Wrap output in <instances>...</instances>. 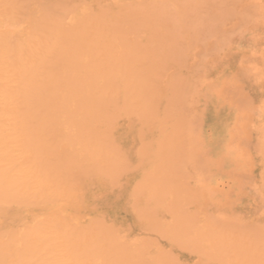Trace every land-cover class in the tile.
<instances>
[{
  "label": "bare ground",
  "instance_id": "bare-ground-1",
  "mask_svg": "<svg viewBox=\"0 0 264 264\" xmlns=\"http://www.w3.org/2000/svg\"><path fill=\"white\" fill-rule=\"evenodd\" d=\"M134 2L0 0V264H264V218L209 205L182 74L164 76L185 47L162 30L183 40L182 13L201 43L212 17ZM247 155L264 188V142Z\"/></svg>",
  "mask_w": 264,
  "mask_h": 264
},
{
  "label": "rangeland",
  "instance_id": "rangeland-1",
  "mask_svg": "<svg viewBox=\"0 0 264 264\" xmlns=\"http://www.w3.org/2000/svg\"><path fill=\"white\" fill-rule=\"evenodd\" d=\"M134 1L137 6L139 5L140 9H147L148 7H153L154 9L155 1L162 3L164 1L163 4L165 5L163 6L161 5L162 3H160V8L166 10L165 8L169 9L173 7V9L171 10H174L173 12L177 11L175 12L176 15L181 12L179 11L181 7L183 8L185 6V8H189V5L192 4V0H187L186 2L184 0ZM178 1H184V6ZM193 1V8L198 10V6L196 7V5H199V8H203L207 10H204V12L209 13V16L204 14L207 17L205 16L203 20L197 19V21L195 17L196 22L194 21L195 23H193L196 26L200 24V20H202L203 23L206 18L212 17L213 19L211 18V21H209L211 22L210 25L212 31L210 28L207 27L208 29H210L211 32L208 31V35L205 32L203 33V35L205 34L204 37L203 35L201 36V38L203 37V42L200 43L199 37V39H197L199 42L197 40V42H195V40L193 39L195 43L191 44L192 40L190 41V36L192 37V35H195V32L190 35L189 33L193 30L189 31L190 29H186V27L183 26L184 22L182 23L183 20L179 17L180 15H182V13L176 16L174 15L175 13L172 14L171 10H169L168 12L170 15L172 14L178 18V28L180 27V31L178 30L180 32V34H178V37H182L183 40L181 38V40L179 38H175L177 36L175 35V32L177 31H175L176 28L173 29V31L175 32L168 31V33L166 34H164L165 30H162V37H166V39L169 40H164L165 38L161 39H163V42L166 41L167 44L168 42L175 43L174 45L173 43L169 44L170 46H168L170 48H172L171 46H173L174 48H179L178 45L183 44V47H185V49L182 52H179V57H177V51L179 49H182V46H180L176 53L175 51L173 52L171 50V53L173 54H170L169 52V54H166V52L164 51L162 52L163 55H168V57L166 55L165 57L169 61L177 58L175 59L176 61L174 60V63L166 60V71L164 72V76H168L172 74V72H174V74H176V72H180L182 74V78L181 75L179 76L180 79H182V81L180 82L182 84V88L186 89L182 90L184 91L183 93L186 94H183L184 97L182 98L181 103V105L184 104L182 107V113L185 115L184 124L187 125L186 129L191 127L190 129H188V132L192 134L194 132L193 137L195 139V142L197 143L198 147H201V171L204 172L202 178H205L204 183L206 188L208 186L207 194H210L207 197L210 202H208L209 205L211 204L214 209H216V211H224L225 208L228 207L234 208L236 209L237 213H240L239 215L241 217L247 219L248 221L255 219H263L264 188L260 182L259 177L256 179L254 175V166L252 168L248 165L247 153H250L251 151L253 152V156H258V147H260V144L264 142V140L261 139L264 134V0H221L222 2L220 0ZM204 1H206L207 3ZM148 3L150 5H148ZM202 3L203 5H200ZM141 4L143 7L141 6ZM177 7L180 9H178ZM217 7H219V9ZM155 10L161 12L162 14L164 13L160 9ZM186 12V14H188V10ZM192 13H194L193 10ZM200 15H202V13ZM184 16L187 15H185L184 13ZM192 16L189 17H191L192 19ZM167 18L170 19L167 15L165 19L163 18L164 21H162L161 19L160 22H163L164 24H166L165 22H167V26L172 29V27L174 26L172 25L173 22L171 23L169 21H166ZM174 20L176 21L177 19L173 18L172 21ZM163 23H155V25H157L158 28H162L160 25L163 26ZM192 27L194 29V25ZM196 28L197 26L195 27L194 31L197 30ZM196 34H199V32H196ZM176 43H178L177 46ZM167 44L165 43V45ZM200 53L202 54L199 56ZM176 64H178V66H176ZM180 73H178L177 75H179ZM186 76H188V79ZM183 77H186V79L184 78L186 80V84L183 83L185 81L183 80ZM189 83L192 86H189ZM241 84L243 87L241 86ZM186 85H188L190 89L186 88ZM192 87L193 89H191ZM239 90L243 91V94H245V91H247L246 94H249L251 98L249 97V95L247 97L246 94V97H244V95L240 96L241 91ZM257 93L258 95H256ZM236 97L238 98V100ZM240 97L246 98V100H248L249 102L251 101L253 103V105L251 104L252 107L245 99V101H243ZM231 100L234 101L231 102ZM183 101L185 103H183ZM236 101L238 102V105L240 103V107L238 106L239 108L237 107ZM241 102H247L249 106L246 104L245 108L243 103ZM250 107L251 110L249 109ZM188 112H192V115ZM194 113L197 115H194ZM248 114H250V118H248ZM195 116L198 118H196ZM246 116L248 118L249 125L247 123V118H245ZM191 118L194 120L196 118L198 120L194 122L193 120H191ZM192 121L194 123L191 124ZM243 123L249 126L247 127L245 125L246 128H249V132H251L250 140L244 138V136L247 138L248 134L246 133L247 130H245L246 132L244 131L245 128L242 129L243 127H245L242 126L244 125ZM236 125L238 127H236ZM191 129H193L194 131L192 130V132ZM245 133L247 135H245ZM240 141L242 142L240 143ZM252 141L253 143H251ZM237 143H240L241 145L244 144L243 148L245 147L246 150L241 149L242 147L240 145H236ZM229 151L230 154H228ZM239 151L241 152V154ZM245 174L248 177H244ZM243 179H246L247 181Z\"/></svg>",
  "mask_w": 264,
  "mask_h": 264
}]
</instances>
